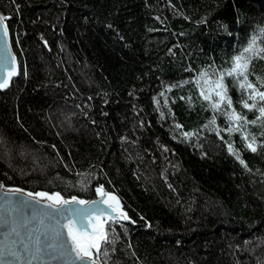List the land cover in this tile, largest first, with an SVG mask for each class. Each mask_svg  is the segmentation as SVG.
<instances>
[{
    "label": "trees",
    "instance_id": "16d2710c",
    "mask_svg": "<svg viewBox=\"0 0 264 264\" xmlns=\"http://www.w3.org/2000/svg\"><path fill=\"white\" fill-rule=\"evenodd\" d=\"M0 9L20 67L0 91V180L84 201L115 191L133 223L107 224L102 264H264V127L233 119L246 138L220 135L192 84L205 70L216 79L253 37L264 47V0ZM225 83L230 114L254 119Z\"/></svg>",
    "mask_w": 264,
    "mask_h": 264
},
{
    "label": "water",
    "instance_id": "95a60500",
    "mask_svg": "<svg viewBox=\"0 0 264 264\" xmlns=\"http://www.w3.org/2000/svg\"><path fill=\"white\" fill-rule=\"evenodd\" d=\"M0 16L6 17L5 24L8 28L7 37L0 32V82L4 80L8 82L7 87L0 88V91H6L11 86L12 81L19 76L20 67L18 57L13 50L11 34L7 24L10 16L2 12L1 9ZM0 185H3L0 188V248L16 241L17 251L20 253L19 260L13 259L10 264H81V261L76 258L75 252L68 254V250L72 247V240L68 234L69 222L73 231L82 234L85 240L92 235L98 225H102L107 237L106 224L108 221L119 224L133 223V220L123 208L120 196L103 185L104 195L97 193L95 198L85 200L84 204L64 205L63 210L59 213L56 209L60 206L48 207L52 201L46 197H29L26 194L32 191L16 186H7L2 180H0ZM9 188H20L23 193H8ZM32 193L36 192L33 191ZM45 193L48 195L56 194ZM59 194L62 200H71V198ZM110 196L116 197L118 205L116 201L109 198ZM76 199L84 201L79 197H76ZM67 209H76L78 212L69 216ZM80 212L87 213V215L82 216ZM122 213L126 214L128 219H124ZM13 229H15V232H13ZM37 238H39L38 242L42 246H51L49 251H52V249L57 251L53 255H44L40 259H33L31 256L25 255L20 248V244L22 243L29 249H33L34 245L37 244ZM104 242H100V249ZM60 245H63L64 255H60ZM92 255L96 259V264H102L100 253L97 254L95 250H92ZM0 264H7V262L0 260ZM88 264H91V262L89 261Z\"/></svg>",
    "mask_w": 264,
    "mask_h": 264
},
{
    "label": "snow or ice",
    "instance_id": "6c2138e0",
    "mask_svg": "<svg viewBox=\"0 0 264 264\" xmlns=\"http://www.w3.org/2000/svg\"><path fill=\"white\" fill-rule=\"evenodd\" d=\"M5 19L6 17L0 16V32L7 37L8 28L5 24ZM261 33L264 34V29H261ZM255 59H264V47H257L255 37H253L249 41L248 45L242 49L240 54L231 58L228 68L221 69L219 73H216L214 70V75L217 76L216 79L209 80L207 70L200 73V79L203 80L206 85H210L212 90L215 92V96L219 98L217 102L212 105L213 108L219 109L221 103H225L228 106H231L233 103L232 99L228 96L229 85L225 83L226 77L231 78L232 86L238 85L242 92L241 100L238 103L242 104L243 109H248V111L253 112L255 118L248 121L246 116L236 114L235 110H233V113L230 114V118L234 116L235 119L241 120L244 123H251L254 125L259 123L261 127H264V72L256 75V68L253 64V60ZM7 83V80L0 82V88L7 87ZM243 93H247V95L244 96ZM201 95H204L203 91L201 92ZM204 98L209 99V96L204 95ZM254 139L255 138H253V140ZM247 147H249L253 152L257 150L252 146V144H248ZM229 150L231 151V146H229ZM237 158L239 159L238 154ZM240 162L241 164H244L243 160ZM2 187L3 185H0V188ZM96 191L100 195H104L103 186L98 187ZM8 193H23V190L20 188H9ZM26 195L29 197H46L48 200L52 201L48 207H53L54 205L60 206L56 209L57 213L63 210L64 205L85 203L83 200H77L76 197H72L71 200H62L59 193L48 195L45 192H29ZM109 198L116 201V197L114 196H110ZM93 203H95V201H93ZM116 203L118 205V201H116ZM66 211L69 216L75 215L78 212L76 209H67ZM80 215L84 216L87 215V213L80 212ZM122 216L124 219H128L126 214L122 213ZM68 228V234L72 240V247L68 250V254L70 255L72 252H75L76 258L81 261V264H88L89 261L91 264H96V259L93 258L92 250H95V252L99 254L101 251L100 242L106 241V235L102 225H98L96 230L90 237L87 238V240H85L82 234L75 233L73 231L70 222ZM13 232H15V229H13ZM38 241L39 238H37V244L34 245L33 249H29L22 243L20 244V248L25 255L31 256L33 259H40L44 255H53V253L57 251L56 249L49 251L51 246L44 247L39 244ZM60 249V255H64L65 253L62 250L63 245H60ZM104 254L107 255L106 252ZM19 258L20 253L17 251L16 241H13L10 245H5L3 248H0V260L6 261L7 264H10L11 260H19Z\"/></svg>",
    "mask_w": 264,
    "mask_h": 264
},
{
    "label": "rangeland",
    "instance_id": "374dc122",
    "mask_svg": "<svg viewBox=\"0 0 264 264\" xmlns=\"http://www.w3.org/2000/svg\"><path fill=\"white\" fill-rule=\"evenodd\" d=\"M208 79L209 80H214L215 78H212V77L208 76ZM192 81H193L192 84L195 86V88H197L199 90L200 94L203 91L204 95H208L209 96V99H205L204 95H201L208 102L209 106L212 107V105L215 104L219 98L215 96V92L212 90L211 86L210 85H206L204 83V81L201 80L200 78H197V79L192 80ZM213 109H214V112H215V116L213 117V118H215V120H214L213 123H211V126H212L213 129H216V131L220 135L223 132H227V133L228 132L232 133L234 131L242 132L241 133V137L242 138H246V132L241 131L239 126H238V124L236 122L232 121L235 118H233V117L230 118L231 110L229 109V106L227 104L221 103L219 109H216V108H213ZM224 110H226L227 113H225ZM218 118H221L222 122H218ZM239 142H241V141H239ZM245 143L247 145L248 144H252V143H249L248 141L245 142ZM252 146H253V144H252ZM108 223H111V221H108ZM107 224H106V228H107Z\"/></svg>",
    "mask_w": 264,
    "mask_h": 264
}]
</instances>
